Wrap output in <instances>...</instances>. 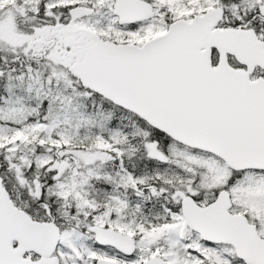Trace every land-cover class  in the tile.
<instances>
[{"label":"snow or ice","instance_id":"obj_1","mask_svg":"<svg viewBox=\"0 0 264 264\" xmlns=\"http://www.w3.org/2000/svg\"><path fill=\"white\" fill-rule=\"evenodd\" d=\"M0 264H264V0H0Z\"/></svg>","mask_w":264,"mask_h":264}]
</instances>
